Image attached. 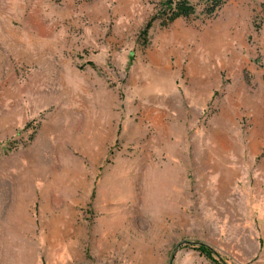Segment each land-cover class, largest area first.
<instances>
[{
	"label": "rangeland",
	"instance_id": "rangeland-1",
	"mask_svg": "<svg viewBox=\"0 0 264 264\" xmlns=\"http://www.w3.org/2000/svg\"><path fill=\"white\" fill-rule=\"evenodd\" d=\"M165 1L0 0V264H264V0Z\"/></svg>",
	"mask_w": 264,
	"mask_h": 264
},
{
	"label": "trees",
	"instance_id": "trees-1",
	"mask_svg": "<svg viewBox=\"0 0 264 264\" xmlns=\"http://www.w3.org/2000/svg\"><path fill=\"white\" fill-rule=\"evenodd\" d=\"M200 1H202L205 5L203 13L206 14L207 17L213 16L226 2V0ZM163 5V8L169 11L167 24L173 23L180 18H190L197 12L196 7L192 5L188 0H166ZM152 22L153 20H150L142 31L144 37H147L149 30L151 29ZM197 249L213 264H227L222 259L217 260L213 256L212 251L206 245L200 244Z\"/></svg>",
	"mask_w": 264,
	"mask_h": 264
}]
</instances>
